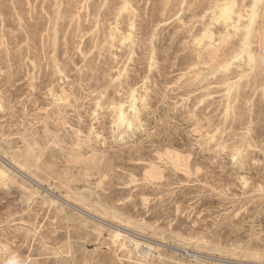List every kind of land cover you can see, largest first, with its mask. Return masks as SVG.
Returning a JSON list of instances; mask_svg holds the SVG:
<instances>
[{"label": "rangeland", "instance_id": "374dc122", "mask_svg": "<svg viewBox=\"0 0 264 264\" xmlns=\"http://www.w3.org/2000/svg\"><path fill=\"white\" fill-rule=\"evenodd\" d=\"M0 264H264V0H0Z\"/></svg>", "mask_w": 264, "mask_h": 264}, {"label": "bare ground", "instance_id": "6f19581e", "mask_svg": "<svg viewBox=\"0 0 264 264\" xmlns=\"http://www.w3.org/2000/svg\"><path fill=\"white\" fill-rule=\"evenodd\" d=\"M119 117H120V116H119ZM120 119H121V118H120ZM76 155H79V154H76ZM76 155H75V156H76ZM50 157H51V156H50ZM52 157H53V156H52ZM54 157H55V156H54ZM72 157L74 158V156H72ZM69 158L72 159L71 157H69ZM81 158H82V157H80V160H81ZM93 158H94V157H93ZM93 158H92V159H93ZM51 159H52V158H51ZM65 159H67V158H65ZM75 159H76V158H75ZM88 160H89V159H88ZM53 161H55V159H54ZM82 161H84V160H82ZM93 161L95 162V161H97V160H93ZM48 163L50 164V160H49ZM65 163H66V160H65ZM85 163H86V162H85ZM95 163L97 164V162H95ZM95 163H94V164H95ZM52 164H53V163H52ZM80 164H81V162H80ZM82 164H83V163H82ZM41 165H42V164H41ZM50 166H51V164H50ZM65 167H66V166H65ZM80 167H81V166H80ZM88 167H89V166H88ZM47 168H49V167H47ZM63 168H64V166H63ZM66 168H67V167H66ZM66 168H65V169H66ZM96 168H97V166H96ZM67 169H68V168H67ZM78 169H79V168H78ZM88 169H89V168H88ZM14 170H15V168H14ZM18 170H19V169H18ZM47 170H48V169H47ZM58 171H59V170H58ZM82 171H83V169H82ZM90 171H91V170H90ZM17 172H18V171H17ZM88 173H89V172H88ZM90 173H91V172H90ZM2 174H3V173H2ZM18 174H19V173H18ZM20 174H21V173H20ZM56 176H57V175H56ZM59 176H61L60 172H59ZM86 177H87V176H86ZM93 177H94V176H93ZM56 179H57V178H56ZM61 179H62V177H61ZM98 179H99V178H98ZM66 181H67V180H66ZM68 181H69V180H68ZM60 182H61V180H60ZM59 184H60V183H59ZM69 185H70V184H69ZM65 187H66V186H65ZM70 187H71V186H70ZM72 188H73V187H72ZM40 190H41V189H40ZM68 190H69V189H68ZM64 191H65V190H64ZM71 193H72V192H71ZM78 195H79V194H78ZM82 195H83V194H82ZM74 196H75V193H74ZM83 198H84V196H83ZM66 199H67V198H66ZM85 199H86V198H85ZM61 200H62V199H61ZM64 200H65V199H64ZM64 200H63V201H64ZM71 200H72V199H71ZM63 201H62V202H63ZM86 201H87V199H86ZM64 202H65V201H64ZM83 202H84V201H83ZM94 202H95V201H94ZM84 203H85V202H84ZM92 203H93V202H92ZM87 204H89V203H87ZM93 204H96V203H93ZM93 204H91V205H93ZM99 204H100V203H99ZM96 205H97V204H96ZM88 206H89V205H87V207H88ZM99 206H100V205H99ZM106 206H107V205H106ZM90 208H92V206H91ZM90 208H89V209H90ZM93 208H94V207H93ZM93 208H92V209H93ZM95 208H96V207H95ZM99 208H100V207H99ZM99 208H98V209H99ZM78 209H79V208H78ZM105 209H106V208H105ZM108 210H109V209H108ZM76 211H77V210H76ZM83 211H84V210H83ZM92 211H93V210H92ZM95 211H96V210H95ZM109 211H110V210H109ZM96 212H98V211H96ZM110 212H111V211H110ZM90 213H91V212H90ZM94 213H95V212H94ZM99 214H100V213H99ZM102 214H103V213H102ZM88 215H89V214H88ZM104 215H105V214H104ZM114 215H115V213H114ZM118 215H119V214H118ZM125 218H126V217H125ZM101 219H102V218H100V220H101ZM123 220H124V219H123ZM127 220H128V219H127ZM125 221H126V220H125ZM115 233H116V231H115ZM114 236H115V235H114ZM119 237H120V234H119ZM117 238H118V236H117ZM133 241H135V240H133ZM139 244H140V243H139ZM134 245H135V243H134ZM142 245H143V244H142ZM146 245H147V244H146ZM135 247H136V246H135ZM137 248H138V247H137ZM146 248H147V247H146ZM148 248H149V247H148ZM150 249H151V248H150ZM150 249H149V250H150ZM149 250H148V252H149ZM146 251H147V250H146ZM142 253H143V252H142ZM145 253H146V252H145ZM156 255H157V254H156ZM164 255H165V254H164ZM205 259H206V258H205Z\"/></svg>", "mask_w": 264, "mask_h": 264}]
</instances>
